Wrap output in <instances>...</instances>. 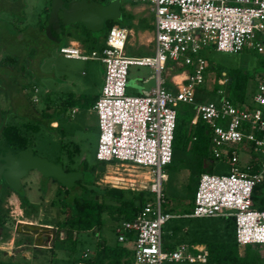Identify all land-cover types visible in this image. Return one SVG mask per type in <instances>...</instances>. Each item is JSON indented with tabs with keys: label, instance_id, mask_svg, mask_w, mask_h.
I'll use <instances>...</instances> for the list:
<instances>
[{
	"label": "rangeland",
	"instance_id": "374dc122",
	"mask_svg": "<svg viewBox=\"0 0 264 264\" xmlns=\"http://www.w3.org/2000/svg\"><path fill=\"white\" fill-rule=\"evenodd\" d=\"M21 1L23 2L21 10L25 14L24 24L27 26L21 32L22 36L30 30L39 34L36 30L40 23H44V21L47 23L51 17H54L55 22L59 21L54 0ZM99 1L104 5L110 0ZM119 9L120 14L114 18L113 22L116 27H124L129 32L124 53L128 56L152 55L150 37L153 15L147 2L144 0H119ZM12 11L11 13H13ZM14 12L17 13V10ZM8 14H10L9 11ZM10 19L13 20L12 17ZM13 25L18 26V22H13ZM64 28L66 34L61 37L58 43L49 39L42 41L39 35L30 40L28 48L24 45L17 46V51L20 52L17 65L22 67V73L19 72L22 75H17L16 71L15 74H12L15 77L10 76L15 79L17 86L16 84L8 86L11 79L9 76L0 77V98L2 99L0 102L3 101L4 106L14 104V112L6 119L9 123L21 124L23 121L14 116L25 106L23 101L21 102L16 98L17 96L15 97L19 87H22V95L27 98V102L28 99L31 100L30 105L33 109L39 111L47 106L48 112L54 111V122L49 123L48 126L41 125L37 131L26 134L32 138L29 139L28 144L34 155L57 163L62 168H75L81 161L84 162L87 168L83 172V183H85L83 185L90 189L84 196L96 197L95 199L105 203H114V200L104 195L102 188L108 186L130 190L144 188L146 180L141 179L146 174L145 169L134 168L129 165L128 161H99L95 159L98 130L95 114L91 110L93 102L91 98L100 92L103 66L98 60L65 58L58 52L59 46L67 45L68 41H76L83 52L87 54L92 49H98L105 39L107 27L102 26L98 30H89L85 26L82 27L81 23L73 22ZM200 54L204 59L202 83L193 88L191 103L178 101L173 106L181 122L184 121L185 128L188 126V119L191 115L189 113L193 112L195 104L218 101L219 94L215 88L225 89L224 86L218 85L216 82L217 78H221L222 72L226 76H231V79L237 72L249 75L245 92L247 103H249L250 96L256 92L259 75L264 73V55L250 48H244L238 52H224L217 51L212 47H204ZM27 65L31 66L27 67ZM186 69V67H176L174 61L167 60L159 77L162 79L163 85L170 84L168 80L172 74L180 73ZM174 79L178 81L180 76H176ZM154 84V72L150 67L135 64L127 66L124 89L126 94L137 95L141 90H149ZM6 88L12 90V92H8L10 102L2 92ZM67 97L72 98V106L61 103ZM12 100L15 101L11 102ZM252 107H254L253 103L250 108ZM71 108H75L76 111L71 113ZM55 110L60 111L58 113ZM185 121L187 122L185 123ZM257 137L264 141V134L259 133ZM2 145L7 148L3 141ZM74 145L78 147V152L73 154L72 162H69L64 151L71 149ZM14 150L11 148V151ZM226 152L232 153L237 162L231 164L224 157ZM222 155L221 158L213 159L209 148H207L206 156L210 159L202 161L199 155L189 149V144L187 146L173 145L171 148V161L168 166L163 168L166 179L161 182L163 198L160 209L162 212L178 216H173L162 224V247L167 245L169 248L177 249L183 256L188 254L190 259L182 258L168 264H217L201 260L202 254L194 250L193 247L204 249L209 243L234 240V225L231 218L183 216V214L191 212L200 172L226 174L232 165L247 172V166L252 163L258 165L261 157L259 150L249 142H240L224 148ZM203 167L204 170H202ZM75 188L73 191L69 190L70 193H74ZM259 190L264 193V185H261ZM3 191L4 187L0 185V196ZM20 194L37 206L35 214L24 216L19 207ZM63 194L62 188L58 187L51 177H43L36 170H29L24 177L20 178V188L9 192L0 203L1 208L6 210L3 225L5 235L1 229L0 246L8 248L5 255L0 252V264L5 262H10V264H89L77 262L76 259L85 258L84 253L90 257L97 248V241L103 242L106 248L120 245L116 240L114 230L117 221L106 212H101L98 226L91 231L73 234L77 244L73 250H69L63 240V226L66 219ZM146 195L149 201L155 202L153 194L147 192ZM125 197L128 195L125 194ZM253 207L258 209L256 205ZM17 221L58 226L60 229L58 238L47 243L46 248L32 247L30 236L13 232ZM238 253L252 261V264H264V243L238 246Z\"/></svg>",
	"mask_w": 264,
	"mask_h": 264
},
{
	"label": "built area",
	"instance_id": "2783aa9c",
	"mask_svg": "<svg viewBox=\"0 0 264 264\" xmlns=\"http://www.w3.org/2000/svg\"><path fill=\"white\" fill-rule=\"evenodd\" d=\"M144 1L153 15L152 55H126L128 31L115 25L108 29L103 45L88 54L71 41L59 46L58 52L65 58L94 59L102 64L101 89L91 105L98 130L95 159L128 161L134 168H144L146 174L141 180H146V185L139 190H148L155 197V202L145 200L132 218L115 224L117 242L129 250L131 264H168L190 259L177 249L162 247V224L178 216L160 209L161 182L166 176L163 168L171 161L176 117L173 106L178 101L191 103L193 88L202 83L204 59L200 51L204 47L224 52L250 48L264 55V0ZM167 60L187 68L180 71L183 77L173 89L165 88L159 77ZM129 64L150 67L154 86L137 95L126 94ZM227 79L222 72L216 82L223 86ZM217 94V102L194 106L195 120L200 119L210 130L211 158H221L223 149L233 144L249 142L259 150L258 169L245 172L232 165L226 174L200 173L191 212L183 216L231 218L238 246L264 243V209L254 208L251 199L253 187L264 178V141L255 134H264V73L259 75L251 96L252 108L234 104L221 89ZM224 157L231 164L237 162L232 153L226 152ZM193 249L206 260L205 247Z\"/></svg>",
	"mask_w": 264,
	"mask_h": 264
},
{
	"label": "trees",
	"instance_id": "16d2710c",
	"mask_svg": "<svg viewBox=\"0 0 264 264\" xmlns=\"http://www.w3.org/2000/svg\"><path fill=\"white\" fill-rule=\"evenodd\" d=\"M93 1L100 3L99 0ZM22 6L23 2L21 0H0V11H9L10 15L13 17L15 16L17 21H22L24 19V15L22 14L21 10ZM13 9H15L14 11L17 10V13L12 11ZM11 11L13 13H11ZM113 20L114 19H106L105 21H103L102 26L107 27L108 31V29L114 25ZM0 23L2 25H5L3 26V28H5V30L7 31V35L13 36V38H18L19 45H24V47L29 46L30 40L35 39L39 35L42 41H45V39H49L50 41L58 43L61 37L66 34V29L60 28L58 21L56 20L55 22L54 17H51V19L49 18L47 20V23L46 21H44V23H40L36 30L39 34L35 33L33 30H30L29 32H26L24 36L21 35V32L23 31V29L25 30L27 28L26 25L17 27L14 26L12 22H5L2 18H0ZM82 27L84 26L82 25ZM19 45H4L0 42V77H15L12 74H15L16 71L18 73L17 75H22L19 74V72L21 71L22 73L23 69L22 67H20V65H17L18 54L20 53L17 51V46ZM30 66L27 65V67ZM227 78L228 79L226 83L223 85L225 87L224 95H226V97H228L234 104L241 105L246 99L245 92L249 75L247 73L237 72L234 74L233 79H231V76H227ZM14 84H16L17 86V82L15 81V79L11 78L8 82V86H12ZM169 85L170 84H164L163 86L165 88H168ZM21 89L22 87H19L17 89L15 97L17 96L16 98L19 101H23L25 103V106H23V108H21V110L14 115L16 116V118L19 117V119L23 120L21 124L9 123L6 120L8 116H10L14 112V104H8L7 106H4L3 101L0 102V142L2 144L3 141L6 144L7 149L9 150H11V148L15 149L12 152H16L27 146H30L28 143L29 139L32 138H29L26 135L27 132L37 131L41 125L48 126L49 123L54 121V111L48 112L47 106L46 108L40 109L39 111L33 109L30 105L31 100L28 99L27 102V98L22 95ZM216 89L217 88H215V90ZM2 92H4L5 96L7 97V101L10 102L11 99L8 97V92H12V90H8V88H6ZM97 96L98 94L94 95L91 100L94 102ZM13 101L15 100H12L11 102ZM61 103L72 106V98L67 97ZM55 111L59 113L60 110ZM189 121L190 118L188 119V126L187 128H185L184 121L181 122L179 116L176 113L172 146L179 144L187 146L189 144V149L193 153L199 155L202 158V161L209 160L210 157L208 158L206 156V150L208 148L210 140V130L208 126L200 119H197L194 124H190ZM186 122L187 121H185V123ZM255 134L256 136H259L258 132ZM77 152L78 147L75 145L71 149H67L66 151H64L69 162H72L71 158L73 154ZM86 168V164L84 162L82 163V161L80 162L79 166L75 168H63V170L76 169L78 170L77 172L81 174V177L76 179L71 186H64L57 182V186L60 188L62 187L64 193L62 199L66 207V219L65 225L63 226L65 228L63 239L65 240V242H67L66 246L69 250H73V248L77 244L76 237L73 236V234H77L82 231H91L94 227L98 226L101 212H106L117 222L120 220H128L134 216L137 210L142 207L144 201L147 200V192L150 193L148 190H130L127 188L123 189L108 186L102 188L103 193L109 199L114 200V203H105L102 200L94 199V197L84 196L85 193L90 191V189H87L83 185L85 184L83 183V172L86 170ZM247 169L248 172H255L258 169V165L256 163H252L247 166ZM202 170H204V167L202 168ZM200 173H203V171ZM0 185L4 187L3 194L0 196L1 203L5 195H8L9 192L15 190L11 189L3 179L0 180ZM261 185H264V178L260 183L256 184L253 187L251 193L252 205H256L258 209H264V193H261V191L259 190V187ZM75 186L77 189H79L78 192L70 193L69 190L73 191ZM125 194H127L128 197H125ZM19 207L26 217L35 214L37 211V206L29 202L27 198L21 194L19 195ZM4 212H6V210L2 209L0 204V227L3 230V233V225L5 222ZM58 234L59 231H56L55 238H58ZM96 246L97 248L90 257H88L86 253L85 258L79 257L76 259V261L89 264H131V254L129 250L122 244L114 246L112 248H106L103 242L97 241ZM163 248L166 250H171V248L167 247V245H164ZM205 250L206 260L209 262L217 264H252V261L248 260V258L239 255L238 245L236 244L235 240L209 243L205 246ZM1 264H10V262Z\"/></svg>",
	"mask_w": 264,
	"mask_h": 264
},
{
	"label": "water",
	"instance_id": "95a60500",
	"mask_svg": "<svg viewBox=\"0 0 264 264\" xmlns=\"http://www.w3.org/2000/svg\"><path fill=\"white\" fill-rule=\"evenodd\" d=\"M54 3L60 28L79 22L89 30H98L105 19H114L120 14L119 0H110L104 5L93 0H54ZM29 170H36L41 176L51 177L64 186H71L81 177L77 171L65 172L59 164L34 155L30 146L12 152L0 142V180L3 179L11 189L17 190L20 188V178ZM13 232L32 236L33 247H47V243L54 238L55 229L47 224L16 222ZM0 250L5 255L8 248L0 246Z\"/></svg>",
	"mask_w": 264,
	"mask_h": 264
},
{
	"label": "crops",
	"instance_id": "0c3cea01",
	"mask_svg": "<svg viewBox=\"0 0 264 264\" xmlns=\"http://www.w3.org/2000/svg\"><path fill=\"white\" fill-rule=\"evenodd\" d=\"M7 13V14H6ZM22 14L24 15V19H25V14H24V11L22 10ZM13 18V20H11L10 18ZM0 18H2L5 22H18V26L17 27H22V26H24L25 24H24V19L22 20V21H17L13 16H10V14H8V12L7 11H0ZM3 26H5V25H2L1 23H0V42L1 43H3L4 45H19V40H18V38H13V36H10V35H7L8 33H7V31L5 30V28H3ZM151 26H152V23H151ZM122 28H124V27H122ZM128 31V30H127ZM129 33V32H128ZM150 39H151V37H150ZM71 42H74V43H76V44H78L76 41H71ZM102 45H103V43H102ZM101 45V46H102ZM100 46V47H101ZM99 47V48H100ZM176 76H180V79L178 80V81H176L175 79H174V77H176ZM182 73H174V74H172L171 76H170V80H168V82L171 84V86L170 87H168V88H174V86L176 85V84H178L180 81H181V79H182ZM220 88H217L216 89V92H217V90H219ZM221 90H223V92H224V89H221ZM99 93V92H98ZM97 93V94H98ZM96 94V95H97ZM247 99H245L244 100V102L240 105V106H243V105H246V106H251V104H252V100H251V96H250V99H249V103H247ZM195 106V105H194ZM76 111V109L74 108V111L73 112H75ZM189 114H191L190 115V124H194L195 123V109H194V107H193V112H191V113H189ZM54 122V121H53ZM165 179H166V176H165ZM172 249V248H171Z\"/></svg>",
	"mask_w": 264,
	"mask_h": 264
},
{
	"label": "flooded vegetation",
	"instance_id": "af4514ba",
	"mask_svg": "<svg viewBox=\"0 0 264 264\" xmlns=\"http://www.w3.org/2000/svg\"><path fill=\"white\" fill-rule=\"evenodd\" d=\"M62 168V167H61ZM63 169V168H62ZM65 172H68V171H78V170H76V169H68V170H64ZM53 179V178H52ZM54 180V179H53ZM55 181V180H54ZM55 183L57 184V181H55ZM62 188V187H61ZM77 190H79V189H75V193H77L78 191ZM62 191H63V188H62ZM96 198V197H95ZM94 198V199H95ZM17 222H21V221H17ZM23 222H30V221H23ZM33 223V222H32ZM48 225V224H47ZM53 227V226H52ZM54 229H55V233H56V231H59L60 229L58 228V226H54L53 227ZM1 227H0V232H1ZM14 229V228H13ZM65 229V228H64ZM31 237V239H32V236H30ZM56 238H55V234H54V238H53V240H55ZM64 240V239H63ZM65 241V240H64ZM66 244H67V242H65ZM31 246H32V240H31ZM33 247V246H32ZM41 247H43V246H41ZM48 247H50V246H48ZM46 248V247H45ZM0 252H1V254H2V251L0 250ZM3 255V254H2Z\"/></svg>",
	"mask_w": 264,
	"mask_h": 264
}]
</instances>
